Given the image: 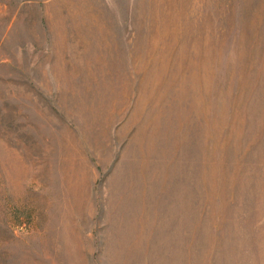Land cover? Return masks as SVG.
Wrapping results in <instances>:
<instances>
[{
	"label": "rangeland",
	"instance_id": "rangeland-1",
	"mask_svg": "<svg viewBox=\"0 0 264 264\" xmlns=\"http://www.w3.org/2000/svg\"><path fill=\"white\" fill-rule=\"evenodd\" d=\"M0 264H264V0H0Z\"/></svg>",
	"mask_w": 264,
	"mask_h": 264
}]
</instances>
